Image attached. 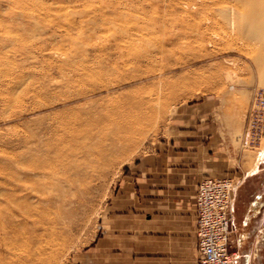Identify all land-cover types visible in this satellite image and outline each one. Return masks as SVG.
Returning a JSON list of instances; mask_svg holds the SVG:
<instances>
[{"label":"rangeland","instance_id":"obj_1","mask_svg":"<svg viewBox=\"0 0 264 264\" xmlns=\"http://www.w3.org/2000/svg\"><path fill=\"white\" fill-rule=\"evenodd\" d=\"M223 3L0 0V264H79L114 214L132 210L136 169L176 125H202L203 145L212 131L222 149L208 151L226 164L209 173L239 183L238 156L264 148V133L240 141L264 91V43L228 34ZM45 155L69 163L47 179L55 188L27 179L24 165ZM9 216L25 222L20 233L2 229Z\"/></svg>","mask_w":264,"mask_h":264},{"label":"crops","instance_id":"obj_2","mask_svg":"<svg viewBox=\"0 0 264 264\" xmlns=\"http://www.w3.org/2000/svg\"><path fill=\"white\" fill-rule=\"evenodd\" d=\"M202 127L171 129L175 137L136 169L139 193L129 203L132 210L114 214L112 226L101 230L79 264H199L197 186L205 176L217 177V169L226 164L217 159L224 157L223 151H208L212 146L222 149L212 131L203 145ZM238 157L240 180L231 204L230 249L235 264H264V148ZM212 171L217 174L211 175ZM134 179L124 176L122 182Z\"/></svg>","mask_w":264,"mask_h":264},{"label":"built area","instance_id":"obj_3","mask_svg":"<svg viewBox=\"0 0 264 264\" xmlns=\"http://www.w3.org/2000/svg\"><path fill=\"white\" fill-rule=\"evenodd\" d=\"M264 133V91L257 92L240 137L243 145H255ZM237 182L230 176H205L195 196L199 264H235L230 249L233 232L231 204Z\"/></svg>","mask_w":264,"mask_h":264},{"label":"bare ground","instance_id":"obj_4","mask_svg":"<svg viewBox=\"0 0 264 264\" xmlns=\"http://www.w3.org/2000/svg\"><path fill=\"white\" fill-rule=\"evenodd\" d=\"M222 1H225V3L220 4L219 8H221L224 11L223 12L224 14L222 15L220 13L219 9H217V11H219L218 13H220L219 17H220V15L223 16V20H224L225 24L227 25V29H228L227 33L228 34H232V33H234V34L235 33L236 34L237 33L242 34L244 32L247 35V33L249 32V36H251L250 40H251V38H254L257 41H260L261 43H264V0H222ZM212 5H214V4H212ZM246 11L251 12L254 15V19L250 23H248V24L246 23L245 25H243V24H240L239 22H241V20L243 19L242 16H245V14H246L245 12ZM222 16H221V18H222ZM251 20H252V17H251ZM215 21H217V20H215ZM218 24H219V22H218ZM246 31H248V32H246ZM217 33L215 32V34H217ZM222 33H220V34H222ZM236 34H235V36H236ZM228 36H230V35H228ZM219 37H220V35H219ZM256 40H252V41H255V43H256ZM257 51H260V50L258 49ZM257 51H256V53H257ZM254 58L257 60L255 55H254ZM259 58H258L255 66L258 67L259 73L264 77V61H263L264 59L262 57H259ZM263 83H264V80H263ZM54 148H55V152H59L60 153L61 148L58 146V144H55ZM105 148H108V149L111 150V149L115 148V146L112 144V145H109V146H107ZM28 161L24 165L25 169L27 170V174H28L27 175V179H28V181L29 182H36V181L44 182L46 180L47 184L51 183L50 185L53 188H55L57 185H55V183H52V181L47 180V179H51V178H53L56 175V168L57 167L61 166L62 168H66L69 165L68 162L66 163V162H63L61 160H58L57 157H53L51 155H45V156H41V157L38 156V157H35L32 160H28ZM65 179H66V177H65ZM47 184H45V185H47ZM30 185H32V184L30 183ZM41 190H43L42 187L37 186L36 189H32L31 193L32 194H37ZM8 195L12 196L13 192H11V191L8 192ZM47 200L52 201V197H50ZM28 209H23V207L17 208V210H18L17 211V215H20V217H25V218H27L28 216H31L32 214H31V212ZM12 217L13 216H9L8 217V223L6 225H3L2 229L6 233H20L21 232V228L24 227V223L25 222H21L19 220V218H17V220L15 222L14 221L15 220L14 217L13 218ZM11 238H12V236H11Z\"/></svg>","mask_w":264,"mask_h":264}]
</instances>
